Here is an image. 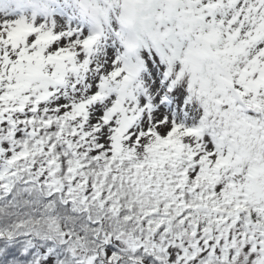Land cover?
<instances>
[{
	"label": "snow or ice",
	"instance_id": "6c2138e0",
	"mask_svg": "<svg viewBox=\"0 0 264 264\" xmlns=\"http://www.w3.org/2000/svg\"><path fill=\"white\" fill-rule=\"evenodd\" d=\"M0 264H264V0H0Z\"/></svg>",
	"mask_w": 264,
	"mask_h": 264
}]
</instances>
